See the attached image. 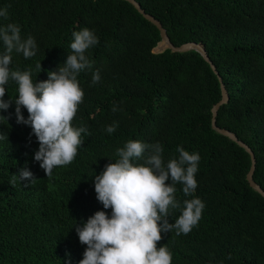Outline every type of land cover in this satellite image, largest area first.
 Returning <instances> with one entry per match:
<instances>
[{
	"label": "trees",
	"instance_id": "1",
	"mask_svg": "<svg viewBox=\"0 0 264 264\" xmlns=\"http://www.w3.org/2000/svg\"><path fill=\"white\" fill-rule=\"evenodd\" d=\"M135 1L161 23L174 46L203 45L229 97L216 125L253 152V180L264 191V0ZM5 8L9 19L0 18V26L16 23L21 38L32 36L37 44L30 59L13 51L10 69L31 68L34 82L47 81L66 63L74 31L88 28L99 44L86 52L94 63L78 76L84 100L73 121L90 135L82 133L75 160L51 177L34 160L39 143L31 127L17 123L18 85H6L4 100L13 103L0 110V133L8 137L0 140V264H79L87 246L76 226L97 211L111 216L97 200L94 177L129 140L160 143L165 163L178 158L181 146L201 157L195 192L185 196L177 184L175 195L181 208L184 200L199 198L202 218L187 235L162 233L157 245H167L172 264H264V199L245 179L248 154L211 129L220 88L198 53H153L158 30L121 0H0V10ZM96 70L101 80L93 84ZM21 111L27 119V109ZM22 168L36 182L17 178L11 186ZM180 215L181 209L170 210L169 223Z\"/></svg>",
	"mask_w": 264,
	"mask_h": 264
},
{
	"label": "clouds",
	"instance_id": "2",
	"mask_svg": "<svg viewBox=\"0 0 264 264\" xmlns=\"http://www.w3.org/2000/svg\"><path fill=\"white\" fill-rule=\"evenodd\" d=\"M0 18L9 19L6 8L0 10ZM72 36L66 63L58 71L49 72L47 81L34 82L31 68L11 70L10 65L13 51L22 53L25 59L36 55L35 38L22 39L21 28L16 23L0 26V41L5 46L0 54V110H8L13 103V100L6 102L4 97L6 85L14 81L18 85L14 100L17 123L31 127L39 143L34 160L40 163L47 177H51L55 168L75 160L83 144L82 133H88L86 127L73 125L84 100L78 76L92 69L94 62L86 52L98 45L99 39L88 28L74 31ZM41 69L42 63H37L36 70ZM100 80V72L96 70L92 83ZM22 108L27 109V119ZM0 118L5 119L2 115ZM116 127L110 125L106 131L111 134ZM7 138L0 133V140ZM176 151L178 158H170L165 163L164 149L158 142L129 140L116 150L118 159L94 177L97 200L104 209H111V216L106 211H97L82 226H76L80 243L87 246L79 264H172L173 256L167 245L157 247L163 239L162 233L175 229L177 235H187L198 225L205 207L199 198H193L184 200L181 208L176 199L177 184L183 185L185 196L195 192L198 186L195 176L201 159L199 153H190L182 146ZM17 178L21 182H36L27 168L12 175L9 184L14 187ZM176 209H181V215L174 224L169 223L170 210Z\"/></svg>",
	"mask_w": 264,
	"mask_h": 264
},
{
	"label": "water",
	"instance_id": "3",
	"mask_svg": "<svg viewBox=\"0 0 264 264\" xmlns=\"http://www.w3.org/2000/svg\"><path fill=\"white\" fill-rule=\"evenodd\" d=\"M121 1H125L128 4H130L139 15L142 16L143 19H145L146 21H148L150 24H152L159 32L160 35V42L157 44V46L153 49V53H162L165 50H169L172 53H186L189 51H194L196 53H198L202 59L209 65L211 71L213 72V74L216 76L217 81L219 83V88H220V100L214 104L210 110L211 113V129L214 130L217 134L227 138L228 140H230L231 142L235 143L237 146H239L240 148H242L249 156V160H250V166H249V170L246 174V181L249 185V187L254 190L256 193H258L263 199H264V191L260 188L259 185H257L254 180H253V174L255 171V156L253 154V152L250 150V148L244 144L242 141H240L233 133L219 128L216 125V116H217V112L219 110V108L223 105H225L228 102V94L227 91L225 89V86L222 82L221 77L219 76L215 66L213 65V63L210 61V59L208 58L205 49L203 47L202 44H197V43H185L182 44L180 46H174L167 34L165 29L162 27L161 23L159 21H157L156 19H154L152 16L146 14L140 7V5L135 1V0H121Z\"/></svg>",
	"mask_w": 264,
	"mask_h": 264
}]
</instances>
